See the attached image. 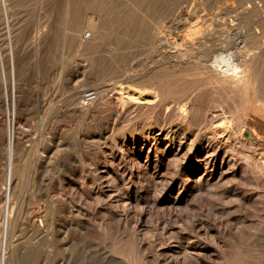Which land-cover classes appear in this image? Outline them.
Masks as SVG:
<instances>
[{
	"label": "rangeland",
	"instance_id": "1",
	"mask_svg": "<svg viewBox=\"0 0 264 264\" xmlns=\"http://www.w3.org/2000/svg\"><path fill=\"white\" fill-rule=\"evenodd\" d=\"M7 1L8 11L0 6V264H264V184H251L233 163H264V110L245 111L248 95L216 86L204 62L239 52L264 67V0ZM180 16L206 41L189 62V79L166 80L157 100V87L117 83L132 68L151 74L164 66L157 38L173 36ZM93 17L92 29L72 32ZM196 68L206 72L200 77ZM87 91L96 99L83 106ZM192 93L206 117L163 118L162 100ZM116 97L134 110L120 116ZM215 117L225 120L224 138L211 134ZM224 139L232 152L218 146Z\"/></svg>",
	"mask_w": 264,
	"mask_h": 264
},
{
	"label": "bare ground",
	"instance_id": "2",
	"mask_svg": "<svg viewBox=\"0 0 264 264\" xmlns=\"http://www.w3.org/2000/svg\"><path fill=\"white\" fill-rule=\"evenodd\" d=\"M1 1V5L4 6V10L6 9L8 11V7H7V3H9L7 0H0ZM12 1V0H11ZM196 2V1H195ZM11 3V2H10ZM19 3V2H18ZM132 3V2H131ZM252 3V2H251ZM255 4V3H254ZM155 5V4H154ZM196 5V4H195ZM184 6V5H183ZM254 6V5H253ZM252 6V7H253ZM260 6V4H259ZM257 6V7H259ZM12 7V6H11ZM182 7V6H181ZM147 8V7H145ZM185 8V7H184ZM254 8V7H253ZM261 7H259L258 9L260 10ZM192 10V9H191ZM247 10V8L245 9V11ZM1 11V9H0ZM249 11V9H248ZM184 12V11H183ZM238 12V11H236ZM242 12V11H241ZM240 12V13H241ZM180 13V12H179ZM200 13V12H199ZM257 13V12H256ZM2 14V13H1ZM4 14V13H3ZM182 14V13H180ZM185 14V13H184ZM183 14V15H184ZM205 14V13H204ZM209 14V13H208ZM251 14H253L251 12ZM15 15V14H14ZM183 15H181L183 17ZM187 15V14H186ZM185 15V16H186ZM201 14H199L200 16ZM247 15V14H246ZM250 15V13H249ZM178 18V20L175 23V33L173 34V36L170 37H162L159 36L157 38V47H158V56H160V60L162 62V64L164 66H166L164 68V66H159L157 68V70L155 71L154 69H152L153 73H143V72H138V70H134L132 68L131 71H126L123 75L121 73V77L120 79H116L117 83L122 82L123 84H127L129 88H133L136 90H140L141 88H156V92H154L155 94H153L151 92V90H149L152 94V97L154 98V100L157 98L159 99L160 94L162 93V89H163V85L162 83L165 82L168 79H172V78H188L191 75L190 71L189 72V62H191L192 60H194L193 58H199L198 56L200 55L202 50H199L200 48H203V46L205 45L204 39L201 37V35L199 36V31L198 29H195L192 31V29L189 30V22L187 21L188 19H183V18ZM243 16V14H242ZM251 16V15H250ZM5 17V16H4ZM176 17V16H175ZM198 17V16H196ZM195 17V19H196ZM209 17V16H208ZM254 17V16H253ZM257 17V15H256ZM172 18V17H171ZM187 18V16H186ZM203 18V17H202ZM245 18V17H243ZM14 19V17H13ZM26 19V18H25ZM24 20V19H23ZM169 20V19H168ZM175 20V18H174ZM199 20V19H198ZM204 20V19H203ZM240 20V18H239ZM83 21V20H82ZM222 21V20H221ZM253 21V20H252ZM1 22V21H0ZM96 19L93 18H89L87 19V22L85 23V25H77L74 27V30L72 31L75 34H79L81 31L83 32V29L86 27L88 29H92L95 25H96ZM201 22V21H200ZM216 22V21H215ZM223 22V21H222ZM221 22V23H222ZM171 23V22H170ZM199 23V22H198ZM197 23V24H198ZM202 23V22H201ZM83 24V23H82ZM174 24V23H173ZM145 25V24H144ZM166 25V24H164ZM195 25V24H194ZM204 25V24H203ZM171 26V25H170ZM196 26V25H195ZM198 26V25H197ZM212 26V25H211ZM193 27V26H192ZM235 26H233L234 28ZM1 28V27H0ZM7 28V27H6ZM163 28V27H162ZM226 28V27H225ZM87 29V30H88ZM232 29V26H231ZM244 29V28H243ZM37 30V29H36ZM210 30V29H207ZM85 31V30H84ZM137 31V30H136ZM32 32V31H31ZM231 32V31H229ZM72 33V35H73ZM173 33V32H171ZM178 33H181L182 35L179 36ZM28 33L25 32L23 33V35H27ZM71 34V33H70ZM98 34V33H97ZM12 35V34H11ZM152 35V34H151ZM169 35V34H168ZM172 35V34H170ZM224 36V35H223ZM226 36V35H225ZM233 36V35H232ZM248 36V35H247ZM32 37V36H31ZM97 37V36H96ZM154 37V36H153ZM35 38V37H34ZM87 38V37H86ZM121 38V37H120ZM80 39V38H79ZM97 39V38H96ZM243 40H245V38L242 37ZM247 39V38H246ZM153 40V39H152ZM151 40V41H152ZM238 41V40H237ZM127 42V41H126ZM240 42V41H239ZM248 42V41H247ZM85 43L84 39L79 40V44L80 46H82ZM19 44V43H18ZM121 44V43H120ZM126 44V43H125ZM211 44V43H210ZM245 44V43H244ZM78 45V44H77ZM214 45V44H213ZM229 46V45H228ZM205 47V46H204ZM222 47V46H221ZM224 47V46H223ZM239 47V46H238ZM79 48V47H78ZM80 49V48H79ZM150 50V49H149ZM205 50V49H204ZM204 52V51H203ZM226 53V52H225ZM247 54V53H246ZM245 56L244 55H240L239 52L237 54V52L235 53H229L227 55H221L219 57H217L216 59H214V61H209V60H204L205 64H206V71H208L207 73H209V75L211 76V78L213 79V82L215 83L216 86L219 87H228L230 89L239 91V92H243L246 93L248 95V97L245 98V103H244V108L245 111L248 110V108H251L253 113L255 114H261L264 110V106H262L259 102H254L252 101L251 98H260L263 103H264V86L261 85H257V82L260 80V78H262L264 75V70L263 68L258 69L256 68V66L253 63V60L249 58L248 54ZM207 55V54H206ZM201 57V56H200ZM203 57V56H202ZM201 57V58H202ZM254 57V56H253ZM98 59V58H97ZM200 59V58H199ZM255 59V58H254ZM159 60V59H158ZM159 60V61H160ZM147 61V59H146ZM257 61V59H256ZM193 62V61H192ZM198 62H201L198 60ZM210 62V63H209ZM262 62V60H261ZM135 63V62H134ZM159 63V62H158ZM197 63V62H196ZM161 64V65H162ZM166 64V65H165ZM198 64V63H197ZM257 64V63H256ZM11 65V64H10ZM262 65V64H261ZM261 65H259V67H262ZM196 66V65H195ZM122 68V67H121ZM137 68V67H136ZM151 68V67H150ZM202 68V67H200ZM146 69V68H145ZM191 69V68H190ZM205 69V68H204ZM127 70V69H126ZM129 70V69H128ZM149 70V69H148ZM193 70V69H192ZM203 72H206L205 70L201 69ZM199 68H196V71H194L195 75H199L201 77L202 75V71ZM142 71V70H141ZM21 72V71H20ZM152 72V71H151ZM26 73V72H25ZM40 75V73H39ZM111 75V74H110ZM114 75V74H112ZM117 75V74H116ZM193 75V74H192ZM195 75L194 79H195ZM205 75V74H204ZM27 76V75H26ZM191 76V77H193ZM199 77V78H200ZM119 78V77H118ZM91 79V78H90ZM187 79V80H188ZM193 79V78H192ZM198 79V76L197 78ZM201 79V78H200ZM199 79V80H200ZM264 79V77H263ZM101 80V79H100ZM184 80V79H183ZM191 80V78H190ZM104 81V80H103ZM264 81V80H263ZM93 82V81H92ZM185 83V81H183ZM187 82V81H186ZM198 82V81H197ZM203 82H204V77H203ZM201 82V85L202 83ZM207 82H209V80H207ZM212 82V80H211ZM104 83V82H103ZM107 83V82H106ZM114 84V85H117ZM193 83V82H192ZM206 83V82H205ZM105 84V83H104ZM110 84V83H109ZM121 84V83H119ZM209 84H211L209 82ZM107 85V84H105ZM168 85V84H167ZM214 85V86H215ZM185 86V85H184ZM215 86V87H216ZM261 86V87H260ZM183 87V86H182ZM194 87H196L194 85ZM204 87V86H203ZM207 87V86H206ZM213 87V86H212ZM215 87H213L215 89ZM104 89V87H102ZM110 88V87H109ZM108 88V89H109ZM114 88V87H112ZM202 87L197 86L195 91H200ZM194 89V88H193ZM206 89V88H205ZM102 90V89H101ZM165 90V89H164ZM204 90V89H203ZM212 90V89H211ZM106 90H104V92L101 93V98H105L106 96ZM127 91V90H126ZM216 91V90H214ZM192 92V91H191ZM203 92V91H202ZM81 93V92H80ZM124 93V92H123ZM122 93V94H123ZM205 93V92H204ZM215 93V92H214ZM216 93H218L216 91ZM109 94V93H108ZM107 94V95H108ZM134 94V93H133ZM189 94V93H188ZM194 94L192 93L191 95H189L185 100H181L178 102H166L163 101L161 103H159L160 108L164 109V116L163 118H167L170 117L171 121H176V120H181V121H186V120H192L195 121L197 120V117L199 115H204V117H206V111L205 109L201 108L198 104H197V100L194 98ZM79 95V94H78ZM135 95V94H134ZM141 95V94H140ZM146 95V94H145ZM162 95V94H161ZM250 95V96H249ZM144 96V95H143ZM197 96V95H196ZM201 96V95H200ZM198 95V97H200ZM213 96V94H212ZM1 97V96H0ZM119 97V96H118ZM125 97V96H124ZM147 97V95H146ZM215 97V96H214ZM3 98V97H2ZM117 98V97H116ZM133 98V97H132ZM131 98V99H132ZM136 98V97H135ZM144 98V97H143ZM162 98V97H161ZM202 98V97H201ZM96 99V95L94 92H90L87 91L81 98V105L83 106H88L89 104L93 103ZM108 99V98H107ZM118 99V98H117ZM138 99V98H137ZM145 99V98H144ZM1 100V99H0ZM133 100V99H132ZM140 100V99H139ZM150 100V99H149ZM117 101V100H116ZM214 101V100H212ZM3 102V101H2ZM118 104L119 107H122V109H118V114H120V116H127L129 115L135 108L136 105H134V103L128 98V99H124L123 97L121 99H118ZM140 102V101H137ZM20 103V102H19ZM144 103V102H143ZM212 104V103H211ZM210 104V105H211ZM77 105V104H76ZM74 106V105H73ZM214 106V105H213ZM78 106H76L75 111L76 112ZM84 108V107H83ZM227 108V107H226ZM72 110V109H71ZM74 110V109H73ZM161 110V109H160ZM84 111V110H83ZM90 111V109H89ZM85 112V111H84ZM209 112V111H208ZM66 114V113H65ZM88 114V112H87ZM85 115V114H84ZM200 117V116H199ZM224 117V116H223ZM85 118V117H84ZM81 119V118H80ZM114 119V118H113ZM206 120V119H205ZM207 121V120H206ZM225 121V120H224ZM219 120V118H213L212 119V125L213 126V130H212V135L216 136L219 133L221 134L220 137L224 138L225 135H227V127H226V123ZM178 122V121H177ZM210 122V121H209ZM208 122V123H209ZM139 124V123H138ZM142 124V123H141ZM160 125V124H159ZM208 125V124H206ZM178 126V125H177ZM183 126V125H182ZM204 126V123H203ZM170 127V126H168ZM179 127V126H178ZM162 128V125H161ZM164 128V127H163ZM166 128V127H165ZM173 129V127H170V132H172L171 130ZM242 130V129H241ZM175 131V130H174ZM159 133V132H158ZM157 133V134H158ZM241 133V132H240ZM166 134V133H165ZM163 134V133H159L158 137L162 140L163 137H166L165 139L167 140V138L169 139V134ZM180 134V133H179ZM191 134V133H190ZM142 135V134H141ZM145 136V135H144ZM176 136V135H175ZM183 136V135H182ZM181 136V139H182ZM209 136V135H208ZM151 137V136H150ZM196 137V136H195ZM218 137V136H217ZM215 137V138H217ZM21 138V137H20ZM146 138H148V134L146 136ZM178 138V137H177ZM143 139V138H142ZM153 139V138H152ZM175 139V137H174ZM213 139V138H212ZM211 139V140H212ZM233 139V138H232ZM184 140V139H183ZM215 140V139H213ZM222 140V139H221ZM155 141V140H154ZM181 141V140H180ZM198 141V139H197ZM225 141V139H224ZM22 142V141H21ZM20 142V143H21ZM211 142V141H210ZM232 142V141H231ZM154 143V142H153ZM164 143V142H163ZM189 143V142H188ZM214 143V142H213ZM209 144V143H208ZM216 144V143H215ZM214 144V145H215ZM168 145V144H167ZM196 145V144H195ZM14 146V145H13ZM217 146V145H216ZM221 149H223L226 153H230L233 151V148L230 147L229 143L227 144V141L223 142L222 144L218 145ZM231 146H233L231 144ZM181 147V146H180ZM187 147V146H186ZM194 148V146H193ZM214 148V147H213ZM218 149V147H216ZM215 148V149H216ZM216 149V152H217ZM159 149H156V151ZM180 150V149H179ZM178 150V151H179ZM220 150V149H219ZM238 150V148H237ZM161 151V150H160ZM165 151V149H164ZM241 151V150H240ZM245 151V150H244ZM149 152V151H148ZM205 152V151H204ZM215 152V151H213ZM160 153V152H159ZM162 153V152H161ZM212 153V151H211ZM166 154V153H165ZM177 154V152H176ZM216 154V153H215ZM215 154H210V155H215ZM241 154H243L241 152ZM245 154V153H244ZM209 155V156H210ZM175 156V155H174ZM163 157V156H162ZM211 157V156H210ZM237 157L239 158V156L237 155ZM9 158V157H8ZM206 159V158H205ZM208 159V158H207ZM255 158L251 159V158H245V159H236L233 160L234 165L236 166V164L240 165L241 167H243V170H245V174H246V178L247 180L251 183V184H257V185H263L264 184V163H259L257 162V160H254ZM131 161V160H130ZM205 161V160H204ZM208 161V160H207ZM230 161V160H229ZM239 161V162H238ZM132 162V161H131ZM203 162V161H201ZM205 163V162H204ZM203 163V164H204ZM207 164V163H206ZM209 164V162H208ZM212 165V164H211ZM234 165H231L232 167ZM139 166V165H138ZM205 167V166H204ZM203 167V168H204ZM230 167V166H229ZM167 168V167H166ZM213 170H216V166L212 165ZM234 169V168H233ZM177 170V169H176ZM180 170V169H178ZM177 170V171H178ZM211 170V169H210ZM227 170V169H226ZM205 172V171H204ZM211 172V171H210ZM229 173V172H228ZM244 173V172H243ZM131 174V173H130ZM183 174V173H182ZM134 175V174H133ZM148 175V174H147ZM179 175V174H176ZM181 175V174H180ZM206 175V174H205ZM222 175V174H221ZM139 176V175H138ZM153 176V175H152ZM204 176V174H203ZM140 177V176H139ZM141 178V177H140ZM155 178V177H154ZM173 178V177H172ZM177 178V176H176ZM179 178V177H178ZM175 179V178H174ZM154 180V179H153ZM144 181V180H143ZM189 182V181H188ZM213 184V183H212ZM218 184V183H217ZM9 185V184H8ZM166 185V184H165ZM259 188V187H258ZM181 190V189H180ZM9 216V215H8ZM10 219V218H9ZM7 221V220H6ZM109 228V227H108ZM134 237V236H133ZM53 239H55L53 237ZM56 241V240H55ZM137 242V241H136ZM138 245L141 244L137 243ZM4 252V251H3ZM2 261V260H1Z\"/></svg>",
	"mask_w": 264,
	"mask_h": 264
}]
</instances>
